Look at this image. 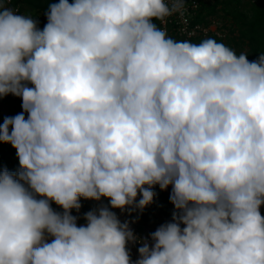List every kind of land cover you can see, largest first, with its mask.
<instances>
[{
  "label": "clouds",
  "instance_id": "9594fccd",
  "mask_svg": "<svg viewBox=\"0 0 264 264\" xmlns=\"http://www.w3.org/2000/svg\"><path fill=\"white\" fill-rule=\"evenodd\" d=\"M6 3L0 98L22 111L0 124L19 162L0 169V264H264V52L172 38L185 0H58L42 29ZM157 185L172 222L140 238L113 210ZM82 199L99 206L79 225Z\"/></svg>",
  "mask_w": 264,
  "mask_h": 264
},
{
  "label": "trees",
  "instance_id": "16d2710c",
  "mask_svg": "<svg viewBox=\"0 0 264 264\" xmlns=\"http://www.w3.org/2000/svg\"><path fill=\"white\" fill-rule=\"evenodd\" d=\"M11 3L6 6L19 8V13L30 15L39 21V27L42 29L46 24L45 11L49 3H56L58 0H10ZM198 8L195 10L193 17L194 23H200L202 26H208L210 23L216 22L219 28L225 33L226 37L220 38L214 34L209 36L197 37L190 40L194 43H199L206 38H213L217 42L224 43L234 49L237 54L244 52L248 54L249 60H255L260 53L264 52V0H196ZM71 3L72 0H69ZM160 26L158 21H154ZM222 23V25L220 24ZM169 36L176 40H184L179 37L174 31H171ZM12 103L10 95L0 98L2 106H8ZM16 110L12 106L8 109L7 114L0 113V124L3 119L9 116H15ZM7 168L9 171H16L19 168V162L16 156V150L10 145L0 142V169ZM171 187H169L170 189ZM161 190L159 186H155L153 191L156 193L152 204L147 206L142 213L132 212L129 215L127 212H121L118 209L113 211L120 212L124 219L122 222L134 221L139 223H152L157 221L159 214L172 217L175 211L174 206L169 200L168 190ZM107 205L109 202L104 199L102 202ZM82 207L78 213H84L99 206L98 202L91 200H81ZM52 207L55 210L60 208L54 203ZM72 213H76L73 210ZM261 213L264 214V207L261 208ZM141 228V227H139ZM142 229V228H141Z\"/></svg>",
  "mask_w": 264,
  "mask_h": 264
},
{
  "label": "built area",
  "instance_id": "2783aa9c",
  "mask_svg": "<svg viewBox=\"0 0 264 264\" xmlns=\"http://www.w3.org/2000/svg\"><path fill=\"white\" fill-rule=\"evenodd\" d=\"M11 1L8 0V4ZM186 4V12L183 16H180L179 13L174 14L173 16L168 18V23L166 25L168 35L171 31H174L179 37L184 40H192L197 37H207L210 34H214L220 38H224L225 34L222 33L219 29V25L216 22L210 23L208 26H202L200 23H194L193 17L195 16V10L198 8V2L196 0H185ZM10 8L19 12V8L9 6ZM159 22V21H158ZM160 24V22H159ZM160 27H165V25H161ZM221 32V33H220ZM83 225V224H82ZM133 232L140 238H149L150 239V231H145L136 226H130ZM139 244H129V249L131 247H139Z\"/></svg>",
  "mask_w": 264,
  "mask_h": 264
},
{
  "label": "rangeland",
  "instance_id": "374dc122",
  "mask_svg": "<svg viewBox=\"0 0 264 264\" xmlns=\"http://www.w3.org/2000/svg\"><path fill=\"white\" fill-rule=\"evenodd\" d=\"M220 24L222 25V23L220 22ZM220 31H222V29H219ZM221 33V32H220ZM223 33V31H222ZM225 37L227 34V31L225 29ZM10 98L12 103L8 106H2L0 104V113L2 114H7L8 109L12 106L13 108H15L16 110V114L20 113L22 111L21 108V99L19 97H15L13 95L10 94ZM170 192H171V188L168 190V196H170ZM56 211H62V209L56 210ZM117 216L120 218V220L122 221V219H124L123 215L120 212L115 211ZM75 216H78V224L82 225L85 224L86 221L83 219V215L81 213H72ZM130 222V226H136V227H141L143 230L145 231H150L151 233L154 232L160 225L168 223V222H172V217H167L164 215L159 214L157 216V221L152 222V223H148V224H143V223H139V222H133V221H129Z\"/></svg>",
  "mask_w": 264,
  "mask_h": 264
},
{
  "label": "crops",
  "instance_id": "0c3cea01",
  "mask_svg": "<svg viewBox=\"0 0 264 264\" xmlns=\"http://www.w3.org/2000/svg\"><path fill=\"white\" fill-rule=\"evenodd\" d=\"M137 248H138V247H131V248L129 249L133 260H135V259L138 258Z\"/></svg>",
  "mask_w": 264,
  "mask_h": 264
}]
</instances>
